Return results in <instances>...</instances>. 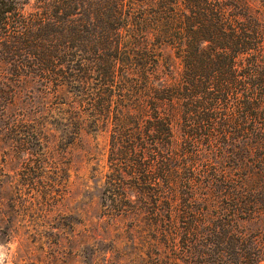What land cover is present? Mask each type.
<instances>
[{"label": "trees", "instance_id": "1", "mask_svg": "<svg viewBox=\"0 0 264 264\" xmlns=\"http://www.w3.org/2000/svg\"><path fill=\"white\" fill-rule=\"evenodd\" d=\"M83 4L24 15L0 0V22L33 48L44 84L64 87L68 133L109 125L106 213L139 210L152 239L189 260L211 210L221 221L225 186L238 199L254 176L240 157L246 171L223 167V149H264V0Z\"/></svg>", "mask_w": 264, "mask_h": 264}, {"label": "rangeland", "instance_id": "2", "mask_svg": "<svg viewBox=\"0 0 264 264\" xmlns=\"http://www.w3.org/2000/svg\"><path fill=\"white\" fill-rule=\"evenodd\" d=\"M15 2L24 15L53 3L73 11L88 6ZM4 30L0 22V264H264V164L257 160L264 149H223L233 157L223 167L236 171L240 157L254 176L236 187L238 199L235 186H225L221 221L211 210L205 244H195L189 260H174L180 249L153 240L139 210L106 213L109 125L90 129L84 122L77 134L68 133L64 87L52 92L36 74L33 48L7 40Z\"/></svg>", "mask_w": 264, "mask_h": 264}]
</instances>
